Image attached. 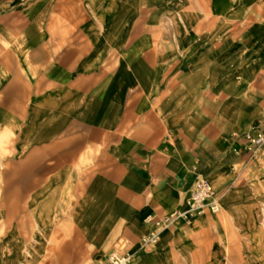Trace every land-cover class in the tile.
Segmentation results:
<instances>
[{"label":"crops","instance_id":"crops-1","mask_svg":"<svg viewBox=\"0 0 264 264\" xmlns=\"http://www.w3.org/2000/svg\"><path fill=\"white\" fill-rule=\"evenodd\" d=\"M74 2L82 7L83 0ZM84 4L86 22L67 26L61 17L65 0H0V160L16 157L18 113L26 109L24 138L33 136L48 160L37 175H57L60 181L71 164L95 154L94 181L105 183L101 190L107 192L88 200L94 209L84 211L81 221L97 228L104 223L106 238L113 237L114 223L125 224L121 237L133 264H178L176 254L181 264H191L196 251L208 264H220L211 225L219 220L207 214L165 230L151 249L139 248L153 228L151 220L183 207L191 183L208 173L212 144L224 136L233 154L234 135L256 125L264 129V23L226 22L246 7L251 18L256 16L257 0ZM169 16L174 20L165 21ZM243 30L248 32L244 38ZM51 31L58 32L52 44ZM152 31L160 38H151L147 32ZM51 45L58 48L53 60L46 50ZM38 117L42 124L35 133ZM3 142L9 144L4 154ZM234 146L243 148L241 142ZM240 153L222 164L234 170L248 159V153ZM33 172L27 168L26 190L34 184ZM6 174L8 193L1 206L8 208L6 221H15L21 206L17 172ZM232 174L215 173L218 197ZM231 197L232 192L225 193L224 203ZM246 209L238 212L253 229L254 217ZM97 228L90 226L93 234ZM9 249V262L15 264L18 252Z\"/></svg>","mask_w":264,"mask_h":264},{"label":"rangeland","instance_id":"rangeland-1","mask_svg":"<svg viewBox=\"0 0 264 264\" xmlns=\"http://www.w3.org/2000/svg\"><path fill=\"white\" fill-rule=\"evenodd\" d=\"M65 3V14L61 17L64 18L66 25L73 26L75 22L84 24L89 17L85 13L84 0L82 7L75 4L74 0H65ZM245 9L241 16H236L234 20H231V17L228 19L229 16H227L226 22L241 23L243 27L253 22L264 23V0H257V15L252 18L249 15V7ZM147 17L149 16L147 15ZM174 17L169 16L165 21L169 22L171 19L173 21ZM193 19L191 18L190 21ZM82 33V40H84L88 36L84 34V31ZM147 34L151 38H160V32L152 31ZM242 34V38H244L248 32L243 30ZM63 35L67 40L72 38V34L68 30ZM57 37V31L50 32L51 44L52 40ZM90 49L92 48L83 47V51ZM46 50L50 51L52 60L58 54L56 46L51 45L46 47ZM241 50L243 54L250 53L249 48ZM32 70L35 77L38 69L34 67ZM18 114L16 157L12 160H0V247L3 246L0 252L1 264H12L5 263L3 259L9 246L18 252L15 264H107L110 255L128 252L126 240L121 237L124 234L125 224L114 223L113 237L106 238L104 223L97 228L96 224L81 221L80 217L84 211L94 209L86 205L88 200L103 196L107 192L101 190L105 183L94 181L98 178L95 174V170H97L94 166L95 154H86V158H80L78 162L71 164V168L66 170L65 176H62L60 181L57 175L50 176L49 179L47 173L37 175L43 165L48 166V160L42 158L41 146L35 143L36 140L33 136H30L28 140L24 138L27 110L24 109ZM39 116L41 117V112ZM36 121L34 124L35 133L37 130L40 132L42 119L38 117ZM239 133L241 130L234 134ZM227 137L229 136L225 138ZM223 138L224 136L216 144H212L214 148H211L209 152L208 173L203 177L209 180L217 191V184L213 181L215 173L219 170L226 175L233 173L228 179L230 186L226 191L219 193L220 212L218 214L205 213L207 216L219 220L211 224L216 228L215 243L216 249L219 251V263L264 264V145L251 152L243 150V153L249 154L248 159L245 163L235 164L233 170L232 166L229 168L222 164L227 157H235L234 154L229 153ZM7 150H9V144L3 142V154ZM28 153L29 157H27ZM243 153L240 154L243 155ZM31 167L34 171L32 176L34 184L26 190L27 176L25 173L27 168ZM11 170L17 172L15 178H17L18 185L16 187H19L21 206L17 208V220L6 221L3 215L8 208L1 204L4 203L8 193L10 176L6 173ZM45 178L47 180L44 181ZM228 192H232V197L224 203L225 193ZM109 193L113 194L115 191ZM229 204L230 206H228ZM244 206L247 208V216L254 217L256 226L253 229L246 227L249 220L245 222L242 219V214L238 212L239 208ZM229 208L231 209L230 213L227 212ZM91 225L94 229L97 228L94 234L98 237H90L93 234L90 230ZM212 250L213 246L209 244L206 251L210 253ZM198 253L196 251L192 254L194 259L191 260V264H208V259H205L206 255H202V259H200ZM30 255L35 260L30 258ZM173 259H176L178 264L184 261L180 254H176Z\"/></svg>","mask_w":264,"mask_h":264},{"label":"built area","instance_id":"built-area-1","mask_svg":"<svg viewBox=\"0 0 264 264\" xmlns=\"http://www.w3.org/2000/svg\"><path fill=\"white\" fill-rule=\"evenodd\" d=\"M231 152L239 154L241 149L248 152L264 145V129L256 125L242 135H234L231 139ZM228 141V140H227ZM241 142L242 147L234 144ZM221 210L220 199L213 185L205 178L198 177L190 185L188 197L183 207L159 219H152V230L141 239L139 250H147L156 246L160 235L179 223L189 224L194 218L205 213L218 214ZM133 254H112L107 264H133Z\"/></svg>","mask_w":264,"mask_h":264},{"label":"bare ground","instance_id":"bare-ground-1","mask_svg":"<svg viewBox=\"0 0 264 264\" xmlns=\"http://www.w3.org/2000/svg\"><path fill=\"white\" fill-rule=\"evenodd\" d=\"M10 248V246L7 248V250L5 251V255H4V257H3V259H4V262L6 263H10V262H12V261H10L9 262V257H10V254H9V249ZM9 254V255H8ZM13 255H15V254H13ZM13 258V257H12ZM12 258H10V260L12 259Z\"/></svg>","mask_w":264,"mask_h":264}]
</instances>
